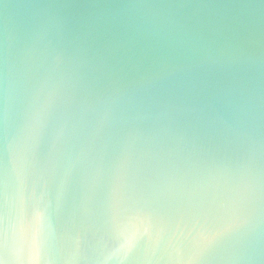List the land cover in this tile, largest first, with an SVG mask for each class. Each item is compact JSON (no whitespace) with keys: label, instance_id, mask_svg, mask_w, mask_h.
Returning a JSON list of instances; mask_svg holds the SVG:
<instances>
[{"label":"clouds","instance_id":"obj_1","mask_svg":"<svg viewBox=\"0 0 264 264\" xmlns=\"http://www.w3.org/2000/svg\"><path fill=\"white\" fill-rule=\"evenodd\" d=\"M0 264H264V0H0Z\"/></svg>","mask_w":264,"mask_h":264}]
</instances>
